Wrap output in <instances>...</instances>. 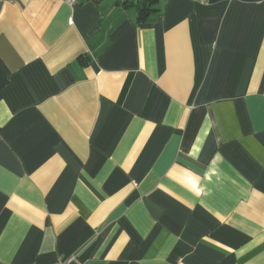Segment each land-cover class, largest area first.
<instances>
[{"label":"crops","instance_id":"0c3cea01","mask_svg":"<svg viewBox=\"0 0 264 264\" xmlns=\"http://www.w3.org/2000/svg\"><path fill=\"white\" fill-rule=\"evenodd\" d=\"M0 1V264H264V0Z\"/></svg>","mask_w":264,"mask_h":264},{"label":"trees","instance_id":"16d2710c","mask_svg":"<svg viewBox=\"0 0 264 264\" xmlns=\"http://www.w3.org/2000/svg\"><path fill=\"white\" fill-rule=\"evenodd\" d=\"M127 4H133L136 8V20L138 22H149L153 20L154 15L158 12V0H132Z\"/></svg>","mask_w":264,"mask_h":264},{"label":"built area","instance_id":"2783aa9c","mask_svg":"<svg viewBox=\"0 0 264 264\" xmlns=\"http://www.w3.org/2000/svg\"><path fill=\"white\" fill-rule=\"evenodd\" d=\"M2 2H16L18 0H0ZM67 2L71 3L73 0H66ZM31 264H39L36 262H32ZM49 264H78L76 257L74 255H69L64 258H59L55 262Z\"/></svg>","mask_w":264,"mask_h":264},{"label":"water","instance_id":"95a60500","mask_svg":"<svg viewBox=\"0 0 264 264\" xmlns=\"http://www.w3.org/2000/svg\"><path fill=\"white\" fill-rule=\"evenodd\" d=\"M132 0H116V2H115V4L117 5V4H122V5H124V4H126V3H128V2H131Z\"/></svg>","mask_w":264,"mask_h":264}]
</instances>
